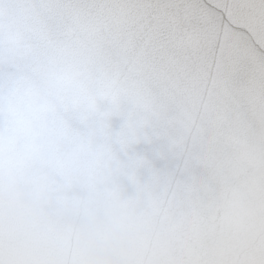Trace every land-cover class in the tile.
Listing matches in <instances>:
<instances>
[{"label":"snow or ice","instance_id":"snow-or-ice-1","mask_svg":"<svg viewBox=\"0 0 264 264\" xmlns=\"http://www.w3.org/2000/svg\"><path fill=\"white\" fill-rule=\"evenodd\" d=\"M17 3L0 264H264V0Z\"/></svg>","mask_w":264,"mask_h":264},{"label":"water","instance_id":"water-1","mask_svg":"<svg viewBox=\"0 0 264 264\" xmlns=\"http://www.w3.org/2000/svg\"><path fill=\"white\" fill-rule=\"evenodd\" d=\"M30 27L29 14L22 9L17 0H0V29L10 40L24 46L32 44ZM98 39L111 60L122 61L123 53L120 44L107 30L99 34ZM103 246L104 242H99L98 247L102 249Z\"/></svg>","mask_w":264,"mask_h":264}]
</instances>
